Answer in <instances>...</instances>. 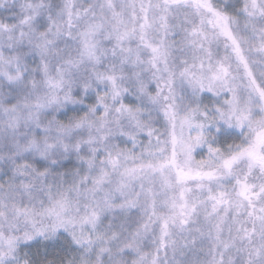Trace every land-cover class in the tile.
Returning <instances> with one entry per match:
<instances>
[{
	"label": "snow or ice",
	"instance_id": "1",
	"mask_svg": "<svg viewBox=\"0 0 264 264\" xmlns=\"http://www.w3.org/2000/svg\"><path fill=\"white\" fill-rule=\"evenodd\" d=\"M0 264H264V0H0Z\"/></svg>",
	"mask_w": 264,
	"mask_h": 264
}]
</instances>
